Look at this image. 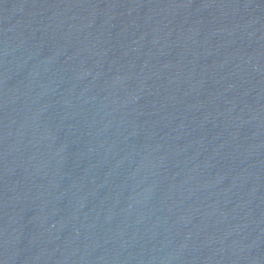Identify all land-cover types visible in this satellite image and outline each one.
<instances>
[{"label":"water","instance_id":"95a60500","mask_svg":"<svg viewBox=\"0 0 264 264\" xmlns=\"http://www.w3.org/2000/svg\"><path fill=\"white\" fill-rule=\"evenodd\" d=\"M0 264H264V0H0Z\"/></svg>","mask_w":264,"mask_h":264}]
</instances>
